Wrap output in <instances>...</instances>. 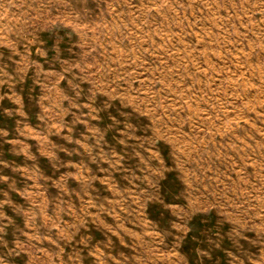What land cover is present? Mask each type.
I'll return each instance as SVG.
<instances>
[{
  "label": "rangeland",
  "instance_id": "rangeland-1",
  "mask_svg": "<svg viewBox=\"0 0 264 264\" xmlns=\"http://www.w3.org/2000/svg\"><path fill=\"white\" fill-rule=\"evenodd\" d=\"M0 264H264V0H0Z\"/></svg>",
  "mask_w": 264,
  "mask_h": 264
}]
</instances>
